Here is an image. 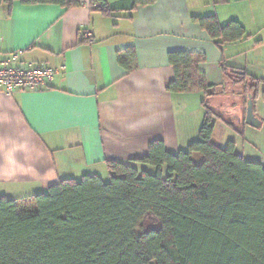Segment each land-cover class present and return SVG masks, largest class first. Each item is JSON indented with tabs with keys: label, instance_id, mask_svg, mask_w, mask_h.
Listing matches in <instances>:
<instances>
[{
	"label": "crops",
	"instance_id": "0c3cea01",
	"mask_svg": "<svg viewBox=\"0 0 264 264\" xmlns=\"http://www.w3.org/2000/svg\"><path fill=\"white\" fill-rule=\"evenodd\" d=\"M89 1L68 10L0 6V63L20 53L18 66L57 71L42 89L0 92V198L19 201L84 176L106 182L107 162L141 159L156 141L171 154L197 141L203 93L167 92L169 53L202 59L198 71L218 93L207 100L222 114L217 125L243 109L242 88L230 86L222 64L264 82V0H154L133 11L132 0H105L111 16ZM208 16L238 22L249 38L218 48L193 20ZM131 50L136 67L127 73L117 59Z\"/></svg>",
	"mask_w": 264,
	"mask_h": 264
},
{
	"label": "trees",
	"instance_id": "16d2710c",
	"mask_svg": "<svg viewBox=\"0 0 264 264\" xmlns=\"http://www.w3.org/2000/svg\"><path fill=\"white\" fill-rule=\"evenodd\" d=\"M14 3L79 6V0H0ZM91 3L105 16L114 12L105 0ZM153 3L132 0L129 10ZM193 20L218 48L249 38L235 21ZM167 60L174 72L168 93H203L198 140L177 154L156 141L141 159L107 162L106 182L84 176L19 201L1 197L0 264H264V169L238 155L234 142L213 144L218 118L207 100L218 93L198 71L202 59L172 52ZM117 63L134 70V51ZM221 70L230 86L242 88L243 108L252 95L255 113L264 82L225 64Z\"/></svg>",
	"mask_w": 264,
	"mask_h": 264
},
{
	"label": "rangeland",
	"instance_id": "374dc122",
	"mask_svg": "<svg viewBox=\"0 0 264 264\" xmlns=\"http://www.w3.org/2000/svg\"><path fill=\"white\" fill-rule=\"evenodd\" d=\"M259 97L262 98V92ZM260 98L255 104V116L259 120V127L253 128L245 125L240 132L230 128L228 131L224 124L218 122L217 125V121H214L217 130L214 133L213 144L225 148L228 142H234L236 144L235 151L238 155L245 161L260 164L264 169V101ZM197 160L198 157L193 156V161L196 162ZM144 226L149 227L150 224L145 223Z\"/></svg>",
	"mask_w": 264,
	"mask_h": 264
},
{
	"label": "built area",
	"instance_id": "2783aa9c",
	"mask_svg": "<svg viewBox=\"0 0 264 264\" xmlns=\"http://www.w3.org/2000/svg\"><path fill=\"white\" fill-rule=\"evenodd\" d=\"M89 8L97 9L99 4L89 1ZM91 38L90 33L84 35ZM20 53H13L8 59L0 63V92L13 95L15 92L34 91L42 89L50 83L57 73L56 70L44 65L18 66ZM60 68L59 70H62Z\"/></svg>",
	"mask_w": 264,
	"mask_h": 264
},
{
	"label": "water",
	"instance_id": "95a60500",
	"mask_svg": "<svg viewBox=\"0 0 264 264\" xmlns=\"http://www.w3.org/2000/svg\"><path fill=\"white\" fill-rule=\"evenodd\" d=\"M243 94V90L241 89L240 95ZM207 109L215 115L219 121L222 119V114L218 113L216 109L207 104ZM246 126L257 128L260 123L254 113V105H253V97L252 95H248L246 101V107L242 109V113L240 111V115L234 118V123H228V125L232 126L234 130L240 132L242 130V124Z\"/></svg>",
	"mask_w": 264,
	"mask_h": 264
}]
</instances>
